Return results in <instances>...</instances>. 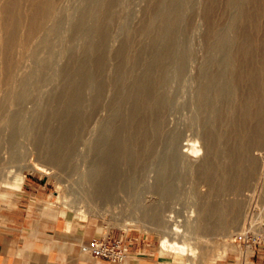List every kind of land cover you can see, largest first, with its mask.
I'll return each mask as SVG.
<instances>
[{"label":"rangeland","instance_id":"1","mask_svg":"<svg viewBox=\"0 0 264 264\" xmlns=\"http://www.w3.org/2000/svg\"><path fill=\"white\" fill-rule=\"evenodd\" d=\"M107 1H109L111 4L107 3ZM217 1L218 0H214V1L212 0V3H211V0H157V2L156 0L155 1L154 0L153 1L152 0H66L65 3L68 5L64 6L66 5L64 3L63 8H65V10L62 8V11H61L62 13L60 12L61 15L58 16V18L60 17L59 18L60 21L63 22L65 20L64 21L65 23L63 22L64 23L63 27H62V24H63L62 22L60 23L61 26L59 25V28H60L59 31L61 32L56 30L58 32L57 34L55 31L51 37L50 35L48 37L49 39L53 37L55 41L57 40L55 42L53 39H50V40L48 39V41H50L49 46H51L49 49V52H52L50 53L51 55L49 54L48 55L51 56L49 58H51L52 60H49L48 55L45 56L46 54L44 55L41 52V50L43 49L44 50V51L42 50L43 52L48 53L47 51L48 49H44V47L45 48L48 47V41H47V43L40 45L42 47L40 51L38 50L41 47L40 48L38 47L39 48L38 50L36 49V51L38 52L36 53L35 51L34 53L36 57L34 55L30 56V54H26L23 56V60L21 59L20 63L24 62L22 63L24 65L25 62L26 63L28 62L29 64L28 63L25 64L26 65L25 67L23 65L18 66V72L21 71L22 74L23 73L25 74L28 72L33 73L31 74L32 76L29 75L30 79L32 78V82L34 81L37 83V81L39 80L41 84L38 81L39 82L38 84L40 85L34 86L32 82L30 83L31 80L27 76L29 73L27 75L23 74V77H22L21 73L19 72L18 76L20 77H18V79L22 77V79L26 81L25 79L28 78L26 82L28 86L25 88H28V90H26V96L28 95L29 97L26 98L25 96V99L22 98L23 101L20 100V104L19 103L18 104L21 107L19 106V109L16 108L18 107V104H15L14 102L12 103V100H10V98L3 97V100H2V101L5 100L3 104L7 108L5 110L4 109L5 106L3 105V109H4V110L2 109L3 113H5V111L8 113L9 112L15 113L13 112V110L16 111L17 115L15 113V116H17L16 119H18V121L15 119L16 120L14 124L16 126L15 127L13 125L14 122L11 123L13 125L12 126L10 123L4 122L3 121L4 119H0V122L1 120L3 121V124L0 123V160L3 163V164H0L1 166L0 168H2V166L4 167L0 170V175L4 178V180L8 179V181L3 180L0 183V225L5 223L9 216L13 215L14 208L18 206H22L25 201H28L26 198H24V194L31 193L33 194V198H36L37 204L42 205L43 207L44 206L54 207V208L59 209L60 211H65L66 213H62V212L61 213L67 216L68 218L73 219L77 223L82 222V223L89 224L90 226H92L93 228L97 230L98 235H106V234H111L115 232L119 234L121 232H125L130 229H133V230L136 229V230H143L147 232L148 234H152V238L161 243L162 233L165 228L162 227L161 225H158V223L153 221V219H149L148 216H143L144 210L149 209L150 208L149 205L151 203L152 205H150L151 208L149 209V211L151 209H154L155 211L157 210L156 212L159 213L162 224L168 223V225H170L171 222L177 221V222H180V224H186L191 227L195 225L193 227L196 229V224L198 223V217H199L198 209L202 206L204 202L209 201L208 196L210 195L209 197L210 201H213V202L218 201V203H220L221 206L227 205L228 202L231 200H237L240 198L239 199L240 207L238 210L239 214L237 216V219L234 221V224H232L233 222H231L230 219H228L229 217H227V215H225L227 220L224 218L225 217L224 215H223L224 217L223 216L211 217L210 218L211 223L214 222L213 220L217 219L214 223L216 224V222H218V224L216 225L219 229L223 227H227V228H223L222 230L220 229V232H219V229L217 228L218 231L216 230V232H211V233L203 235V234H199L197 230H194V229L192 230L193 227L192 228L188 227L190 230L187 232V239L189 241H192L194 244L198 246L197 249L199 251L198 252L199 256H198V259L196 260V264H210L217 258L222 257L223 256L222 254H224L225 252L218 254L217 253L218 251H216V249H219L224 246L226 247L225 251H227L229 246L233 244L234 242L236 241L244 242L243 239L239 238L240 236L245 235L244 232L248 234V237L254 236V237H258L257 240L259 239L264 240V188H263L264 187V148H263L264 144L262 141H260L261 143L259 142L257 144L252 143L250 144V146L253 148H250V146L248 148V154L251 155V157L249 156V158L250 159L252 158L251 160H255V161L257 159L259 160L261 159L260 160L261 163L259 164V162H257L258 170L250 169V171L248 172V174L251 171L253 172V175H252L253 178L249 177L252 174V172L250 175H247L250 180H247L248 184L246 183V185H242L241 189L243 191L241 189H238L237 187L236 188L232 187V191H229L231 190V187H228L229 189L225 187V190H223L224 188L221 190L216 189V192L214 189L212 193V187L210 185L211 183L210 184L207 183L208 174H206V177L204 179L203 178L201 179V176L203 175L202 177H204L205 173L207 172L206 171L203 172V170H205L204 164L202 165L203 167L202 168L200 167L201 166L200 162L201 164L202 162L206 164V162H209V159H210L211 164H214L212 160L216 159L215 161L217 162L214 161L216 164L215 168L217 166L216 171L214 169V171L211 172V176H213L212 174L214 172L217 173V174L214 173L215 176L213 177L214 179L217 178L215 180L216 182L218 180V177L221 178L220 176L222 175L220 172V169L218 168H220V166L224 162H225L224 164H228V162L234 163L238 159L237 158L238 156L235 158L229 155L227 151H230V149L228 150L227 146L229 147L234 146L235 143L237 144V141H238L236 140L237 139L236 137L230 136V133L233 130V126H232L233 120L240 119L242 115V109H240L238 113L236 111L238 115L237 116L238 119L234 118L235 115L233 116V113L236 114L235 113L236 107L238 109L241 108V104L237 106L240 102L238 104L235 102H238L239 98L240 99L243 98L244 91H242L243 86L241 84L235 82L233 79H230L228 77V74H230L231 77H233L234 75L233 73H235V71L234 72L231 71L233 70L231 68L232 65L228 62V60H231L230 58L233 57L232 55L236 53L238 50V49L236 50V48L239 47V44H240L239 36H241L242 34V32L240 33L238 31H243L242 28L249 27L248 18H249V15L251 16V14H248V18H246L248 11L251 9L249 13L254 12L253 8H251L252 7L251 3L253 0L252 1L251 0H244V1L239 0L240 2L242 1L241 5L243 6L241 5L238 6L240 2L236 0L237 2L235 3H237V5L235 3L232 4V6L235 7L234 10L235 9L237 10V12L235 10L236 14L237 13L239 14L238 10H242L245 7L247 8V9L244 8L246 10L245 11L246 15L244 14L245 17L239 18V16L236 15L234 11L232 10L233 9L232 6L230 5L228 6L230 9L226 7L225 16L227 17L224 19V22H223V25L226 24V26L223 27V25H219V28L217 27L218 31H220L221 29L220 32L222 33V29H223L225 33L224 31L222 34L217 32V34L220 37L218 38V35L216 34L215 37L217 39L213 36V38H211L212 42H210L211 40L209 41V39L206 38L207 36H205L206 35L205 28L207 27V24H205L206 20H205L203 11H205L207 6L209 7L213 4H216L212 6L213 8H215V10L217 6H218L217 10L221 9V7L223 8L224 0L218 1L220 3L223 1V3L221 4H219ZM106 4L107 5L109 4L108 6H112L111 7L112 10L108 9V7H106L107 6ZM245 4L247 6L249 5L250 9H248V7ZM101 8H103V10ZM170 9H171L170 14L175 20L173 18L172 19L170 18L171 17L170 14L167 17L165 13L166 11ZM106 10L107 11L110 10V11L107 12ZM175 10H176V16L178 15L177 10L179 11V15L182 16L181 20L179 19L180 18L179 16H177V18H175L176 16L174 17ZM90 12H92L91 15H90ZM172 12H174V14ZM101 13H103L104 15L103 19H101L103 17ZM233 14H235L236 16ZM233 16L238 17L239 19L237 18L238 20L237 19L235 20L233 19L234 18ZM99 17H101L100 18L101 20L99 19ZM242 18H246V19H243L242 21ZM104 19L106 21H104ZM176 19H178L179 22ZM164 23L166 27L164 26ZM228 25L229 26L231 25L230 28ZM236 25H237V28H236ZM238 25H240V27L242 26L243 27L240 29ZM79 26L81 27L83 26L82 27L83 29L82 28L80 29ZM72 27L78 28L79 31L75 28L76 30L75 31L76 33H75L74 28ZM228 28L229 30L226 31L225 29H228ZM234 30L236 31V33L238 32L240 35L236 34ZM228 33H229V36L227 37ZM230 35H234L232 36L233 40H232V37H230ZM235 36L238 38H236ZM223 38L225 40H223ZM213 39H215L216 41L214 40L215 41L214 42ZM220 39L223 40L225 43L221 41V46L216 47L215 45L218 44L217 40H220ZM230 39L233 41L234 44L232 43ZM51 40L54 43H52ZM206 42L210 44L212 43V45L214 46L212 47L210 46V44L208 46V43L206 44ZM51 44L53 46L54 44L56 45V47L54 46L55 49L54 47H52ZM44 45H46L47 47ZM231 45L235 47L232 48ZM224 46L230 48V50L229 48L228 49L226 47L224 48L225 50L226 49L229 50V51H225L226 53L229 52V54L228 53L226 54L225 52L219 53L223 50V48L221 50V47H224ZM209 47H212L211 48L212 51L210 50ZM207 48L210 50V52L207 51L208 50ZM168 49L171 50V53ZM39 52L43 56L39 55L40 57L38 60L37 54H40ZM211 52H214L213 56L215 55V53H217L216 54V58H218L217 60L215 57L212 60ZM128 54L130 56L129 58H128ZM130 54H133V56L135 55V57L131 58L132 55ZM52 55L54 56V59L52 58L53 57ZM118 55L119 56L121 55L122 57L121 56L118 57ZM27 57H29V59L25 60L24 58H27ZM32 57L33 59H35L34 61ZM121 58L124 60H122ZM210 59L212 60V62L215 60L216 61L211 63ZM42 60H44L45 62L47 61V62L44 63L42 62ZM223 60H225L227 64ZM30 61H31V64L35 63V65H30ZM208 61L210 62V64H214V65H210ZM219 62L220 63L224 62L225 64L221 65ZM36 63L39 65L41 64L42 68H40L41 66L37 68ZM43 63L44 64L48 63V64L43 66ZM101 64L103 65L101 66ZM29 65L31 68H33L34 66L36 67V71H34L36 72V74L38 73L39 70H40L39 71L40 74L41 73L42 74L41 75L37 74L38 76L37 75L35 76L34 75L35 73L32 72V69L29 67ZM216 65H219V66H216ZM20 66H22L23 70L26 69V71L28 72L26 71L23 72ZM35 67L33 68V70H35ZM28 68L31 70L29 71ZM228 69L230 73L227 72ZM83 70L87 72L85 73ZM221 70L224 71V74L223 72H221ZM212 72L213 73L217 72V74L218 73L219 74L215 77V74H213ZM211 74L214 75L213 77L215 78L219 77L220 79L221 77L222 78L220 79L221 82L218 83L219 79L215 80L213 77L212 79L210 77L212 76ZM159 75H162L163 78ZM24 76H26V78H24ZM39 76L41 77L40 79H39ZM156 76H159V77L156 78ZM33 77H35V79H33ZM37 77H38V80H37ZM43 77L45 78L44 83H43L44 79L42 81ZM116 79H121L119 81H124V82L121 83L118 80L116 81ZM28 82L30 83V85L32 84L33 86L32 85H31L32 87L29 86ZM208 82L210 84H208ZM220 83L221 84L225 83L224 84L225 86L223 84L221 85ZM145 84L146 85L148 84L147 85L148 87ZM202 84L208 85L210 88V92H209L210 95L208 94V98L210 100L206 101L207 105L206 103L204 104L205 101H203L202 103L201 102L202 99L199 97L200 96L199 92L203 86ZM239 85H241V87ZM219 86L221 87L223 86L222 87L223 90H224V87L227 88L228 90H225L227 94L223 95L225 92L222 90L223 91L222 95L221 93L219 95L218 90L221 88V87L219 88ZM230 86H233L232 90L234 88L235 91L239 90L240 92L237 91L238 93H235V92L229 93V91H231ZM142 87L143 88L145 87L144 89L146 91L143 90ZM68 89L71 91H68ZM74 90H75V93L77 91L76 95L74 93ZM157 90H159V92L161 93L158 94ZM29 91L31 92V94H29L30 93ZM140 91L142 94H144L143 92H145L144 95L146 96V99H147V96L148 97L151 96L149 98L151 100V98L154 96L151 100L154 103L151 102L150 100L149 102L148 99L147 100L144 99L145 96L142 95ZM149 91H152L153 93L151 94L149 93ZM68 93L69 95H71L72 93L71 97L73 96V94L74 96L71 98L68 95ZM232 93L236 94L237 98L235 95L233 96ZM141 95L144 98L140 99ZM163 96L164 98L161 99ZM68 97L71 98L72 100H70ZM215 97L217 99H215ZM6 99H9V100H6ZM142 99L145 100L144 102L147 103L148 106L144 104V102L142 103ZM6 101H11V105H13L18 110H16L11 105H7L8 102ZM213 101L215 104L210 103ZM240 101H242V99ZM158 102L161 107L158 105ZM148 103L151 106L155 104L154 108H152L153 106L151 107ZM8 104H10V102ZM202 104L206 105L207 107L203 106ZM208 104L210 105V107L208 106ZM211 105L212 106L216 105L214 106L216 107V109L211 110L213 112L209 110L210 108H213ZM149 106L150 108H152L151 110L149 109ZM10 107L11 109L12 107L14 109L12 111H9ZM228 107H230L231 110H228L230 109ZM155 108L157 109L155 110ZM225 108H228L227 109L228 111L225 110ZM221 109H224V112L223 111L221 112ZM19 110H20V114H19ZM216 110L218 111L219 114H216V117H214L215 112L217 113ZM209 111L212 114H210ZM225 112L226 113L228 112L227 115H225L226 114ZM8 113H5V114H8ZM221 113H224L222 115H225V117L227 116L229 118H226L227 119L226 120L224 116L221 115ZM239 114H240V117H239ZM3 116L4 115L1 116V111H0V118L1 117L3 118ZM219 117L220 118L222 117L221 119L222 120L224 119L227 122L222 121ZM213 118H216V120H214ZM139 120L145 123H142L140 121L142 123L141 124ZM151 120L154 121L153 123H157L160 130L157 129L158 127H156V124H153ZM160 120H162V123ZM219 120L222 122H220ZM229 120H231L230 123H228ZM4 124L5 126L7 124L9 125H7L8 127H5ZM2 125H3V128H1ZM138 125H140L141 127H139ZM151 125H155V128L154 126H151ZM10 127L11 128L14 127L13 131L12 129H10ZM147 129L150 131V133L152 132L151 130H154V132L156 133H158L157 131H161L160 132L161 134L158 133V135L160 134L159 135L160 137L156 134L154 135L153 132H152L153 135L151 133L152 135L151 137L158 136L155 138L157 141L154 138L152 139L153 141L150 139L151 138L150 133L147 132L148 131ZM141 130H143L144 132L147 130L146 132L148 134L145 133L146 134L145 135L143 131ZM113 131L115 134L112 133ZM115 131L119 134V137ZM138 131H140L142 134L139 133ZM227 131H229V135H227L228 134ZM65 132H68L71 135L66 134ZM218 132L219 133L222 132L221 133L222 135L226 133L227 137L226 135L224 136L226 137V139L229 137L228 140L224 141L223 140L225 139L224 136H222L224 137L223 139L222 137L219 138L220 134L217 135ZM61 133H64L63 135L64 136L66 135V138ZM74 133L76 134L78 133L79 135L78 134L76 135ZM54 134L55 135L57 134L56 136L57 141L55 139ZM143 134L147 138L143 136ZM47 135L48 137L49 136L52 137V138L49 137L51 138L49 139L50 141H48ZM60 135L63 136V138L61 137L60 139ZM98 135L100 136L102 140L98 138L99 137ZM116 135L118 138L115 137ZM136 135L143 141L136 138L135 137ZM214 135L217 137H215ZM37 136L38 137L42 136V137L37 138ZM69 136H71V138ZM107 136H109L108 139L111 138L112 144L110 143V141L106 140ZM77 137L79 139H77ZM95 137H97L98 139ZM120 137L122 138V140ZM161 137L163 138L160 140L159 138ZM191 137H192V140L193 139L198 140L199 138L198 144L200 148L201 146L203 147L205 144L204 139H206L207 141L213 140L212 142H208L206 144H209V146L210 145L212 146L213 144L212 147H215V148H213L214 150H210V151H213L214 154L210 152L209 155L210 154L214 156L216 155V158H214L213 156L212 158L211 155L209 156L208 155L209 151L207 152L206 150L203 149V148L207 149L206 147L208 145L204 146L200 152L195 151L196 154L194 153L192 154V151L189 150V147L187 149V152L190 151L189 152L190 154L187 152H184V150H186L187 143L190 141ZM209 137L213 139H209ZM67 138L70 140H73L71 145L69 144V142L71 141L68 140ZM103 138H105V140H103ZM214 138H217L216 139L217 141L218 140L223 141L220 143L223 146L224 145L225 146L227 145V146L223 147L220 143H217V141H214L215 140ZM230 138H232L231 141H229ZM53 139L54 141L58 143L57 146L55 145L57 143L54 142ZM118 139L120 142L118 141ZM97 140H100V142ZM146 141L148 143H146ZM228 141L230 142V144L232 141L233 142L230 145ZM1 142H3L2 145H1ZM60 142H64L63 145H65V142H66L65 148H63V145ZM117 142L118 144H120V151L124 147V152L125 151L127 152L126 148H128V152H129V155L128 153H126L128 155L127 156L126 154H123L124 152L122 150L121 154H120V151L118 153L119 157L118 155L117 156L115 155L116 158L115 156H113V159H112V156H108L107 158L109 162L111 159H112L111 161L112 163L118 162L117 164L115 163L113 164L115 165V169H116L115 174H114L115 185H116L114 186L115 187L114 191L116 190L115 191L116 194L115 192L114 194L117 195V197L119 198V201H118L119 208L113 207L112 204L103 205L104 203L101 202L100 200L97 204L99 206H97L95 204L97 203L96 201L94 200H91L93 202L90 201L88 191H86L90 189L89 187L90 184H88L90 183L88 176H90L91 174H88V173H92L93 169L98 167V165H101L104 158L106 157L105 153L109 151L112 152L111 149L113 150V146H112L113 143H115L114 146L117 148ZM149 142L152 143L151 144V146L153 145L152 147L150 146ZM155 142H157L156 143L157 145L154 146ZM215 142L217 146H214ZM46 143L48 144V146L51 147V148L50 147L47 148L51 151V153L52 151H59V149L62 150L59 152L64 151L63 153L66 154L64 157V161L67 162L69 160V163L67 162V163H64L63 165L60 164L58 165V168L57 166L56 167L54 166L55 164H59V163L51 162L52 164L51 163L48 164L49 161L48 162L46 161L47 159L46 157L51 155V153L50 154L49 152L47 153L48 151L47 149L44 150L46 147H48ZM53 143L55 144L52 146ZM96 143H97V146H95ZM99 143H101L100 145L101 147L103 146L104 148H108V150L102 148L103 150L101 149V152H99L97 150V147L98 149L101 148L100 146H98ZM109 144H111V146H108ZM261 144L263 146L260 148ZM38 145L39 146L43 145V148L40 147L42 150L39 148ZM72 146H75V148L74 147L72 148ZM144 146H145V149L142 150L141 148H144ZM149 146L151 147V149H149ZM218 146H222L223 148H226V149H223L222 147H218ZM115 147H114V151L119 149V148L116 149ZM155 147L157 148L156 150L153 149ZM137 148L142 150L141 154H144V151H145L146 156L145 155H142V156L143 157L145 156L146 158H148L146 159L144 157V160L147 161V162L145 161L146 164H144L145 162L142 156H140V153L136 152V150L140 151ZM93 149H94V153H93ZM71 150H74L76 153L74 151H72L71 153ZM104 150L105 151L107 150V152L102 153V151ZM151 150L153 152H156V154L152 153V155H149L152 152ZM68 151L72 154L71 156H69L70 154L68 153ZM96 151L99 152L101 155L97 154ZM114 151L113 153L118 152V150L117 152H114ZM132 151L136 152L137 155H135V153H133ZM147 151L148 152L150 151V153H147ZM205 151L207 153V156L204 157V155L206 154ZM41 152H43V154ZM224 152H227V153L224 154ZM90 153L93 155H91ZM182 153H185L188 155L183 156ZM222 153L223 155H221ZM15 154L17 157L15 156ZM122 154L126 156H122ZM132 154L134 155V157ZM176 154L177 156H175ZM227 154L231 156L230 160L227 158L228 157ZM94 155L96 158L94 157ZM102 155H104L105 157H103ZM91 156L94 157V161H97L100 158H103V159H101L100 160L101 163L98 164V162L100 161L98 160V162L94 163V161H92L93 158ZM172 156H175V160L177 158L179 159V161L177 160L174 161V162H177L176 164L175 163L173 164V162H171L172 160L169 163L167 162V160L172 159V158L174 160V157ZM221 156L222 158H225L226 161L225 159L223 160L222 158H220ZM125 157H128L129 159L127 160ZM136 157H138V159H142L144 163L140 160H139V163H137L138 159H136ZM201 157L205 159L209 157V159H206V162H205V160H202ZM164 158L167 160H165ZM198 158H200L202 161ZM107 159L104 162H108ZM123 159H125L126 161ZM73 160L74 162H72ZM131 160H137V161H133V162H136L133 164ZM161 160H163L162 161L163 163L161 162ZM195 160H196V163L198 161L200 166L196 163H194L193 165L192 161H195ZM221 160H222V163L220 164L219 162V165H220L219 166L217 163L218 161H221ZM119 161L122 164L119 165ZM34 162H38L43 165L45 164L46 166L53 165L54 168L52 167L50 169L51 172H48V173L45 170L41 171L40 169H36V170L29 169L27 171L28 163H34ZM140 162L141 164L143 163L144 166H140L141 165ZM166 162L168 163L169 166H167ZM75 163L76 164L78 163L77 166H75ZM164 163L166 164V167H163L164 165L162 166V164ZM257 163L254 165L253 168H257ZM67 164L68 166H65ZM87 164H89V167H90V164H92L89 170L87 169L88 171L86 170V168L88 167ZM129 164H131L133 169H131L132 167H130ZM70 165H72L73 167ZM171 165H174V166H171ZM61 166L63 168L62 170H61ZM93 166L95 167L93 168ZM138 166L140 167V169L138 168ZM67 167H69V169H74V167H76V169H74V172L76 173V175L73 172V170H72L73 172L72 173L71 170L66 169ZM168 167H170L169 170L171 172L168 169H166ZM56 168L57 170H55ZM78 168L80 169L82 168L81 169L82 171ZM136 168H138V170ZM4 169L6 170V172ZM23 169H25L26 172H24ZM134 169H136L137 172L136 170L133 172ZM20 170L21 171L23 170L22 172L25 173V180L20 185L13 184L12 182L14 180L12 178H14L15 177L14 175L18 173L17 171L21 172ZM173 170L174 172L172 173ZM201 170H202V173L204 174L200 173ZM62 171L64 172L68 171L66 172L67 175L66 173ZM78 171H81V172H78ZM86 171L88 172L87 174H86ZM131 171L138 175L131 173ZM218 171H219L220 176L218 175ZM254 171H256L257 173L255 174ZM57 172H62V173H57ZM70 172H71V175H70ZM117 172H119L118 173L119 175L118 174L116 175ZM158 173L160 174L164 173L165 175L164 178L166 179V181L163 180V177H162L163 174L158 175L159 177H162L160 180V178L156 175ZM254 174H255V177H254ZM8 176L11 177V179H9ZM62 176L63 177L66 176L65 179H63ZM67 176L69 177V180ZM85 176L87 178H85ZM122 177L125 178L124 181L125 180L127 181L123 182ZM128 177H131V178H128ZM136 177H137V180H135ZM78 178L79 179L81 178V181H83L85 178L86 181L84 180L82 184L83 185L86 184L84 185V188L86 189L82 188L83 185L80 184L79 182H78L79 185L76 183L77 182L76 179ZM72 179L73 180L75 179L74 180L75 183ZM128 180H131V181H128ZM168 180L170 183L167 182ZM117 181L119 182V185H117L118 184ZM68 182L74 184V186L76 184L77 185L75 187H72L73 185L69 184ZM127 182L129 185L127 184ZM129 182L131 183V186L133 189L131 188ZM135 182H136V185L134 187L133 184H135ZM157 182L158 183L160 182L159 185ZM122 183H124V185H121ZM165 183L167 187L165 186ZM153 184H156L155 185L156 187H160V188L162 187V189L160 190L167 191L168 188L169 189L172 188V190H169L168 195L164 191H161L165 193V194L164 193L162 194L159 191V189L156 188ZM160 184H162V186H160ZM206 184L210 185L209 188L207 187ZM118 186L119 187L123 186V187L119 188ZM164 186L166 187V189H163L165 188ZM168 186L170 187L172 186V187L170 188ZM127 188L132 189V191L131 190L128 191ZM153 188L154 189L156 188L155 189L156 191H154ZM233 188H235L234 191H233ZM222 190L226 194L224 193L223 195ZM207 191H211V192L209 193ZM218 191L220 193L222 192L221 193L222 195H220ZM241 191L243 192L242 194H241ZM206 192L207 194L208 193L209 194L207 195ZM72 193L75 194V196H73ZM69 194L71 195V198L73 196L72 199L74 202L71 200ZM82 194L86 196V199L84 198V196H83L84 199H82ZM211 194H213L214 196ZM223 196L225 197L224 200H223L224 198ZM64 198H68V199H64ZM228 198H231V200H228ZM76 199L79 201H81L82 199V201L84 200L85 203L83 201V203L81 202L82 203L81 204L79 201H75ZM131 199L133 202L130 201ZM226 199L228 201H226L227 203L226 202L224 203L223 201H225ZM65 200H67V202H65ZM240 200L241 201L243 200V202H241ZM70 201L73 203H71ZM129 201L132 204L131 210H128ZM147 201L148 202L151 201V202L148 203ZM76 202L80 204L78 205ZM70 203L73 205H71ZM83 204L84 205L88 204L87 206L91 205L89 206L90 207L88 210L89 213H87V206L86 205L84 206ZM142 204L144 205L147 204V206L145 205L147 208H145V206H143ZM153 204L155 205L158 204L156 209H155L156 206H154ZM82 205L84 206V208ZM109 205L112 207H110ZM141 205L143 207H141ZM241 208L243 211L241 210ZM85 209L86 211H84ZM161 209L164 214L162 213ZM141 210L143 211V214ZM85 212L87 214H85ZM130 212L133 213V215H137L141 219V221L139 222L140 224L139 223L129 224L128 226H125L124 224H120L121 223L120 221H122V218L125 217L124 215H129ZM169 213H171L173 217ZM246 213L248 215L250 214V216H248ZM222 217L225 220L223 219L221 220ZM240 218H241V222H240ZM253 218L255 219L254 221H253ZM115 220H117V222ZM236 221H238L239 223L236 224L235 223ZM243 221H247L245 222V225L247 227L237 226ZM144 223H147L149 225L144 224ZM143 224L145 226L147 225L146 227L149 226L150 229H147ZM152 224L154 226L155 224L157 225L154 227ZM222 224H224L223 227L221 226ZM181 227H184V226L181 225ZM228 227L230 229H228ZM156 229L159 231H157ZM205 250L206 251L209 250L212 255L214 253V256H212L210 253H207L206 256L208 254L211 256L210 257L208 256L207 258L206 256L204 257L203 253ZM164 251L167 252L169 255L174 256L176 259H178V264H186L188 261V256L185 254H181L179 252H173L167 249H164Z\"/></svg>","mask_w":264,"mask_h":264},{"label":"bare ground","instance_id":"2","mask_svg":"<svg viewBox=\"0 0 264 264\" xmlns=\"http://www.w3.org/2000/svg\"><path fill=\"white\" fill-rule=\"evenodd\" d=\"M153 1V0H152ZM155 1V0H154ZM214 1V0H213ZM219 1V0H218ZM217 1V2H218ZM221 1V0H220ZM239 1V0H238ZM244 1V0H243ZM252 1V0H251ZM66 2V0H0V111H1V116L2 115H4L3 116V118L1 117L0 119H4L3 121L4 122H6V123H13V125L15 124V121L17 120L18 121V119H16L17 118V116H15V113H16V111H14L13 109L15 108L13 105H11V101H6V102H10V104H8L7 103V105H11V106H13L12 107V109H11V107H10V109H9V111H12L13 110V112H15V113H8V112H6L5 111V113H8V114H5V113H3V110L5 109H7L6 108V106L3 104L4 103V101H2L3 100V97L5 98V97H8V98H10V100H12V103L14 102L15 104H20V100H22V98H24L25 99V96H26V90H28V88H25V87H27L28 85L26 84V82H27V79L28 78H26V76H24V78H26L25 80L26 81H24L23 79H22V77H23V74H22V72L21 71H19L20 73H21V78H19L18 79V77H20V76H18V74H19V72H18V66L19 65H23L22 63H24V62H22V63H20L21 62V59L23 60V56L24 55H26V54H30V56H32V55H34V53H35V51H36V49L38 50L41 46V44H45V43H47V41H48V37H49V35H50V37L52 36V34L56 31V30H60V28H59V25L61 26V22L62 21H60L59 20V18H58V16L59 15H61L60 14V12L62 11V8L64 7V6H67L68 4H66L65 3ZM156 2H157V0H156ZM235 2H237L236 0H224V5H223V8L221 7V9H218L217 10V8H218V6L216 7V10H215V8H213L212 6L213 5H216V4H213V5H211V6H207V8L205 9V11H203L202 13L204 14V17H205V24H207V29L205 28V30H206V32H205V36H207L206 38L207 39H209V41L210 42H212V39L211 38H213V36L215 37L216 36V34H217V32H219V33H221L220 31H221V29H220V31H218V28H219V25H223V22H224V19L227 17V16H225L226 15V7H228L229 5L230 6H232V4H234ZM240 2V1H239ZM242 2V1H241ZM241 2H240V4L238 5V6H240L241 5ZM64 3L66 4V5H64ZM68 3V2H67ZM107 3H110L109 1H107ZM211 3H212V0H211ZM211 3H209V4H211ZM214 3V2H213ZM216 3V2H215ZM219 4H221V3H223V1L220 3V2H218ZM251 3V2H250ZM249 3V4H250ZM105 4V3H104ZM111 4V3H110ZM236 5H237V3H235ZM64 5V6H63ZM107 5V4H106ZM105 5V6H106ZM109 5V4H108ZM106 6V7H108V9H110V10H112V6ZM208 5V4H207ZM235 5V6H236ZM246 5V4H245ZM244 5V6H245ZM251 5H252V7L251 8H253V13H249V11H251V9L249 8V5L247 6L248 7V9H250L249 11H248V13H247V16H246V18H248V14H251V16L249 15V27L247 28V27H244V28H242V27H240V25H238V27H240V29L242 28V30L243 31H238V32H242V34H241V36H239L240 38V44H239V47L238 48H236V50H237V52L236 53H234L232 56V58H230L231 60H228V58H227V60H228V62L232 65V69L233 70H231L232 72H234L235 71V73H233L234 75H233V77H231V75L230 74H228V77L230 78V79H233L235 82H237V83H239V84H241L242 86H243V89H242V91H244V94H243V98H241L242 99V101H240L241 99L239 98L238 99V102H235V103H239L238 105L237 104H235V105H237V106H239L240 104H241V108H235L236 110H235V113H236V111H237V113L239 112V110L240 109H242V115H241V117H240V114H239V117H240V119H238L237 118V113L236 114H234L233 112V116H234V118H237L238 120H233V122H232V126H233V130L231 131V133H230V136H233V137H236L235 139L236 140H238L237 141V144L235 143V145L234 146H227V149L229 150L230 149V151H227L228 153H229V155H231V156H233V157H237L238 159L234 162V163H231V162H228V164H222L221 166L219 165V162H220V164L222 163V160L221 161H218V165L220 166V168H218V169H220V172H221V176H220V174H219V171H218V175L221 177V178H219L218 177V180H220V181H218V183H217V181L215 182V180L217 179H214L213 177L215 176L214 175V173H216V172H214L212 175L213 176H211V172L212 171H214V169H215V171H216V168H217V166H216V168H215V162H217V161H215L214 159L212 160L213 161V163L214 164H211V161H210V159H209V157L208 158H206V159H209V162H206V159L205 158H203V157H201L202 158V160H205V162H206V164L205 163H203L202 162V164H201V162H200V165H199V163H198V161H197V163H196V160L195 161H192L193 162V165H194V163H196V164H198L200 167H202V165L204 164V168H205V170H203V172L204 171H206L207 173H205V176L204 177H202L201 176V179L203 178H205L206 177V174H208V176H207V183L208 184H210L211 185V187H212V193H213V191H214V189H215V192H216V189H223V190H225V187H231V190H229V191H232V187H237L238 189H241V187H242V185H246V183H247V180H250L249 178H248V176L247 175H250L251 174V172L248 174V172L250 171V169L252 170H255V169H257L258 170V163L257 162H259V164L261 163V159L259 160V159H257V160H259V161H255V160H251L250 158H249V156L251 157V155H249L248 154V148H249V146H250V144H257V143H259L260 141H262L263 142V144H264V19H263V17H264V0H253L252 1V3H251ZM219 6H221V5H219ZM241 6H243V5H241ZM110 7V8H109ZM205 7H206V5H205ZM233 7V6H232ZM234 8L235 7H233V11H234V13L236 14V12H237V10H236V12H235V10H234ZM237 8V7H236ZM243 8V7H242ZM245 8V7H244ZM242 9V10H238L239 11V14L237 13L236 15H238L239 16V18H241V17H245L244 16V14H245V9H247V8H245V9ZM64 10H65V8H63ZM102 10H103V8H101ZM228 9H230L229 7H228ZM238 9V8H237ZM240 9H241V7H240ZM109 10V11H110ZM174 10V9H173ZM107 11V10H106ZM105 11V12H106ZM109 11H107V12H109ZM168 11H169V13H168ZM168 11H166L165 13H166V15H167V17H168V15L171 13L170 11H171V9L170 10H168ZM231 11V10H230ZM97 12V11H96ZM175 12V15H174V17L176 16V10L174 11ZM174 12H172L173 14H174ZM177 12H178V15L177 16H179L178 18L181 20V17L182 16H180L179 15V11L177 10ZM216 12V13H215ZM232 12V11H231ZM62 13V12H61ZM168 13V14H167ZM92 14V12H90V15ZM102 15H103V13H101ZM172 14V15H173ZM235 14H233V15H235ZM95 15V14H94ZM235 15V16H236ZM246 15V14H245ZM170 16H171V14H170ZM169 16V17H170ZM177 16L175 17V18H177ZM231 16H232V14H231ZM102 17V16H101ZM101 17H99V19L101 18ZM203 17V18H204ZM234 17V16H233ZM104 18V15H103V17L101 18V19H103ZM171 19L173 18L172 16L170 17ZM170 18H168V19H170ZM238 17H234L233 19H237ZM238 18V19H239ZM246 18H242V21H243V19H246ZM100 19V20H101ZM174 19V18H173ZM237 19V20H238ZM112 20H114V19H112ZM175 20V19H174ZM177 21H178V19H176ZM227 20V19H226ZM241 20V19H240ZM65 21V20H64ZM63 21V22H64ZM104 21H106L105 19H104ZM170 21V20H169ZM168 21V22H169ZM62 22V23H63ZM82 22V21H81ZM102 22V21H101ZM172 22V21H171ZM179 22V21H178ZM231 22V21H230ZM237 22H239V21H237ZM246 22H247V20H246ZM65 23V22H64ZM64 23L62 24V27H63V25H64ZM176 23V22H175ZM232 23V22H231ZM231 23H229V24H231ZM236 23V22H235ZM79 24V23H78ZM99 24H100V22H99ZM102 24V23H101ZM172 24H174V23H172ZM179 24V23H178ZM233 24V23H232ZM169 25V24H168ZM167 25V26H168ZM235 25V24H234ZM74 26V25H73ZM76 26V25H75ZM164 26H165V23H164ZM176 26V25H175ZM174 26V27H175ZM226 26V24L225 25H223V27H225ZM229 26V25H228ZM231 26V25H230ZM230 26H229V28H230ZM233 26V25H232ZM245 26V25H244ZM78 27V26H77ZM80 27V29L83 27H81V26H79ZM166 27V26H165ZM218 27V28H217ZM222 27V26H221ZM220 27V28H221ZM72 28H74V27H72ZM76 28V27H75ZM75 28H74V32L76 31L75 30ZM169 28V27H168ZM171 28V27H170ZM229 28L228 29H225L226 31L227 30H229ZM233 28V27H232ZM236 28H237V25H236ZM77 30H78V28H76ZM83 29V28H82ZM234 29V28H233ZM239 29V30H240ZM232 30V29H231ZM236 30V29H235ZM234 30V31H235ZM79 31V30H78ZM223 29H222V33H223ZM237 31V30H236ZM236 31H235V33H236ZM59 32H61V31H59ZM236 33V34H239V33ZM58 32L56 31V34H57ZM76 33V32H75ZM221 33V34H222ZM224 33H225V31H224ZM131 34V33H130ZM59 35V34H58ZM218 35V34H217ZM240 35V34H239ZM229 36V33H228V35H227V37ZM232 36H234V35H230V37H232ZM220 36L218 35V38H219ZM236 37V36H235ZM234 37V38H235ZM216 38V37H215ZM236 38H238V37H236ZM50 39H53V37L52 38H50ZM49 39V40H50ZM217 39V38H216ZM222 39V38H221ZM217 40V45H215L216 47H220L221 46V41L222 42H224L223 40H225L224 38H223V40ZM228 39V38H227ZM54 40V39H53ZM215 39H213V41H214ZM231 40V39H230ZM232 40H233V37H232ZM231 40V41H232ZM52 41V40H51ZM55 41V40H54ZM57 41V40H56ZM55 41V42H56ZM207 41V40H206ZM216 41V40H215ZM214 41V42H215ZM219 41V42H218ZM237 41V40H236ZM50 41H48V47L46 46V45H44V46H46L47 48H45L44 47V49H48L47 51H48V53L46 52H43L44 50L42 49V47L38 50V51H40L41 49L43 50H41V52H42V54H46L45 56H47L48 54L49 55H51L50 53H52V52H49V49H50V47L51 46H49L50 45V43H49ZM227 42H228V40H227ZM238 42V41H237ZM52 43H54L53 41H52ZM208 42H206V44H207ZM225 43V42H224ZM232 43H233V41H232ZM209 44L210 43H208V46H209ZM214 44V43H213ZM231 44V43H230ZM234 44V43H233ZM52 45V44H51ZM56 45H57V43H56ZM56 45L54 44V46L56 47ZM228 45H229V43H228ZM238 45V44H237ZM236 45V46H237ZM53 45H52V47H54ZM208 46H206V47H208ZM210 46H214V45H212V43L210 44ZM39 47V48H38ZM55 47H54V49H55ZM212 47H209L210 48V50L212 51ZM226 46H224V47H221V50H222V48H223V50L221 51V52H219V53H222V52H225V51H229L230 50V48L229 47H226L227 49L229 48V50H225L224 48H225ZM231 47L232 48H234L235 46H232L231 45ZM57 49V48H56ZM167 49V48H166ZM165 49V50H166ZM208 49V48H207ZM215 49V48H214ZM213 49V50H214ZM169 50V49H168ZM210 50L208 49L207 51L208 52H210ZM217 50V49H216ZM233 50V49H232ZM123 51V50H122ZM125 51V50H124ZM167 51V50H166ZM170 51V53H171V50H169ZM220 51V50H219ZM129 52V51H128ZM215 52V51H214ZM214 52H211L212 54H211V57H212V60H213V58L215 57L216 58V54L217 53H215V55L213 56V53ZM218 52V51H217ZM32 53V54H31ZM36 53H38L37 51H36ZM40 53V52H39ZM169 53V52H168ZM168 53H166V54H168ZM226 53V52H225ZM228 54H229V52H227ZM226 53V54H227ZM41 53L40 54H37V56H38V60H39V55H41V56H43ZM54 54V53H53ZM125 54V53H124ZM48 55V59L49 60H52L51 58H49V57H51V56H49ZM126 55V54H125ZM130 55H132L131 56V58L132 57H135V55L133 56V54H130ZM231 55V54H230ZM35 56V55H34ZM33 56V57H34ZM53 56V55H52ZM55 56H56V54H55ZM121 56V55H120ZM119 55H118V57H120ZM124 56V55H123ZM26 57V56H25ZM33 57H32V59H33ZM36 57V56H35ZM122 57V56H121ZM130 56H129V54H128V58H129ZM226 57H228V56H226ZM44 58V57H43ZM53 59H54V56L52 57ZM127 58V59H128ZM130 58V59H131ZM25 60L26 59H29V57H27V58H24ZM30 59H31V57H30ZM48 59H47V61H48ZM122 59V58H121ZM126 59V60H127ZM209 59V58H208ZM218 58H216V60H217ZM222 59V58H221ZM35 59H33V61H34ZM36 60H37V58H36ZM45 60H46V58H45ZM122 60H124V59H122ZM133 60V59H132ZM212 60L210 59V62L211 63H213V62H215V61H213L212 62ZM29 61V60H28ZM46 61V62H47ZM222 61V60H221ZM224 62H225V60H223ZM231 61V62H230ZM42 62H44V63H46L44 60H42ZM50 62V61H49ZM210 62L208 61V63L210 64ZM224 62H219L221 65L222 64H225ZM28 63V62H27ZM26 62H25V64H27ZM43 63V66L44 65H47V64H44ZM23 65L24 67L26 66V65ZM29 64V63H28ZM82 64V63H81ZM216 64V63H215ZM218 64V63H217ZM219 64V65H220ZM227 64V63H226ZM30 65H35V63H33V64H31V61H30ZM30 65H29V67H30ZM36 67L37 68H39L40 66H41V64L39 65V64H37L36 63ZM103 64H101V66H102ZM210 65H214V64H210ZM219 65H216V66H219ZM84 66V65H83ZM100 66V65H99ZM224 66V65H223ZM230 66V65H229ZM21 68H22V66H20ZM33 67V66H32ZM35 67V66H34ZM33 67V68H34ZM36 67H35V70H33V68H31L32 69V72H34V71H36ZM80 67H81V65H80ZM226 67H228V66H226ZM225 67V68H226ZM20 68V69H21ZM27 68V67H26ZM40 68H42V66L40 67ZM79 68V67H78ZM85 68V67H84ZM102 68V67H101ZM230 68V69H231ZM29 69V68H28ZM27 69V70H28ZM31 69H29V71L31 70ZM43 69H44V67H43ZM42 69V70H43ZM23 72L24 71H26V69H24L23 70V68L21 69ZM78 70H80V69H78ZM86 70V69H85ZM38 71V70H37ZM40 71V70H39ZM38 71V75L40 74V72ZM84 71V70H83ZM218 71V70H217ZM220 71V70H219ZM225 71H227V70H225ZM26 72H28V71H26ZM43 72V71H42ZM85 72V71H84ZM87 72V71H86ZM85 72V73H86ZM123 72V71H122ZM215 72V71H214ZM221 72H223V74H224V71H222L221 70ZM221 72H220V74H221ZM228 73H230L229 72V69H228V71H227ZM29 73V72H28ZM28 73H25L24 75H27ZM35 74V76L37 75L36 74V72H34ZM124 73V72H123ZM213 73V72H212ZM226 73V72H225ZM31 74H33V73H29L27 76L29 77V75L30 76H32ZM42 74V73H41ZM40 74V75H41ZM213 74H215V77L219 74H217V72L216 73H213ZM33 75V76H34ZM37 75V76H38ZM212 75V74H211ZM226 75V74H225ZM224 75V76H225ZM230 75V76H229ZM43 76V75H42ZM67 76V75H66ZM159 76H161L162 77V75H159ZM159 76H156V78L157 77H159ZM214 75H212V76H210L211 78L213 77ZM222 76V75H221ZM227 76V75H226ZM160 77V78H161ZM215 77H213L215 80L216 79H219V77H217V78H215ZM41 77L39 76V79H40ZM159 78V79H160ZM163 78V77H162ZM212 78V79H213ZM29 79H30V77H29ZM33 79H35V77H33ZM43 79H44V81H43ZM220 79H222L221 77H220ZM219 79V80H220ZM31 81H30V83L32 82V78L30 79ZM37 80H38V77H37ZM119 81V80H121V79H116V81ZM165 80V79H164ZM211 80V79H210ZM218 80V83L219 82H221V80L219 81ZM29 81V80H28ZM36 81V80H35ZM39 81V80H38ZM37 81V83L36 82H32L33 83V85L35 86V85H40L41 84V82H40V84H38L39 82ZM42 81H43V83L45 82V78L43 77L42 78ZM119 82H124V81H119ZM118 82V83H119ZM155 82V81H154ZM29 83V82H28ZM30 83H29V86H31L30 85ZM35 83V84H34ZM116 83V82H115ZM156 83V82H155ZM117 84V83H116ZM208 84H210L209 82H208ZM221 84V83H220ZM223 85L225 84V83H222ZM221 84V85H222ZM26 85V86H25ZM32 85V86H33ZM146 85V84H145ZM148 85V84H147ZM146 85V86H147ZM156 85V84H155ZM203 85V84H202ZM241 85H239L240 87H241ZM31 86V87H32ZM225 86V85H224ZM148 87V86H147ZM221 86H219V88H220ZM223 87V86H222ZM222 87L218 90L219 92V95H220V93H221V95H222V93H223V91L225 92V90H228L227 88H225L224 87V90L222 89ZM226 87H227V85H226ZM231 88H230V90L231 91H229V93L230 92H235V93H238V92H240L239 90H236L235 91V89L233 88V90H232V87L233 86H230ZM30 88V87H29ZM143 88V87H142ZM145 88V87H144ZM143 88V90H145ZM199 88V87H198ZM70 89V88H69ZM68 89V91H71V90H69ZM73 89V88H72ZM238 89V88H237ZM30 90V89H29ZM33 90V89H32ZM140 90V89H139ZM142 90V89H141ZM142 90V91H143ZM151 90V89H150ZM223 90V91H222ZM31 91V90H30ZM29 91V92H30ZM67 91V92H68ZM73 91V90H72ZM146 91V90H145ZM158 91V92H157ZM156 92L158 93V94H160L161 92H159V90H157ZM238 91V92H237ZM153 92H154V90H153ZM152 91H149V93H153ZM209 92H210V88H209V86L208 85H203L202 86V88H201V90H200V98L202 99V103H203V101H205L204 102V104L206 103V105H207V100H210L209 98H208V94H209ZM74 93H75V90H74ZM139 93V92H138ZM140 93H141V91H140ZM144 94H145V92H143ZM148 93V94H149ZM28 94V93H27ZM29 94H31V92L29 93ZM77 94V91H76V93H75V95ZM142 94V93H141ZM144 94H142V95H144ZM225 94H227V92H225L223 95H225ZM233 94V96L235 95L236 96V94H234V93H232ZM231 94V95H232ZM68 95H69V93H68ZM71 95H72V93H71ZM71 95H69L70 97H71ZM142 95L140 96V99L141 98H144V97H142ZM198 95V94H197ZM210 95V94H209ZM241 95V94H240ZM73 96H74V94H73ZM72 96V97H73ZM145 96V95H144ZM242 96V95H241ZM29 96L27 95L26 96V98H28ZM71 97V98H72ZM151 97V96H150ZM150 97H148L147 96V99H148V101L150 100L149 98ZM154 97V96H153ZM152 97V98H153ZM159 97V96H158ZM210 97V96H209ZM69 98V97H68ZM71 98H69L70 100H72ZM152 98H151V100H152ZM164 98V96L161 98V99H163ZM236 98H237V96H236ZM235 98V99H236ZM144 99H146V96H145V98ZM146 99V100H147ZM199 99V98H198ZM215 99H217L216 97H215ZM6 100H9V99H6ZM67 100V99H66ZM150 100V101H151ZM154 100H156V99H154ZM211 100H213V99H211ZM17 101H19V102H17ZM23 101V100H22ZM69 101V100H68ZM145 100H143L142 99V103L144 102ZM147 101V102H148ZM149 101V102H150ZM236 101V100H235ZM151 102H153V101H151ZM156 102V101H155ZM200 102V101H199ZM154 103V102H153ZM210 103H214V101L213 102H210ZM18 104V107H16V108H18L19 109V105ZM144 104H146L147 105V103H145L144 102ZM149 104V103H148ZM204 104H202L203 106H206V105H204ZM215 104V103H214ZM216 104H217V102H216ZM3 105L5 106L4 107V109H3ZM150 105V104H149ZM155 105V104H154ZM154 105H150L152 108H154ZM158 105H159V102H158ZM164 105V104H163ZM17 106V105H16ZM148 106V105H147ZM150 106H149V109L151 110L152 108H150ZM160 106V105H159ZM158 106V107H159ZM208 106L210 107V105L208 104ZM212 106V105H211ZM214 106H216V105H214ZM214 106H212L213 108H208L210 111L211 110H214V109H216V107H214ZM231 106V105H230ZM21 107V106H20ZM157 107V106H156ZM161 107V106H160ZM207 107V106H206ZM218 107V106H217ZM233 107H235V106H233ZM9 108V107H8ZM15 108V109H16ZM221 108V107H220ZM228 108H230V107H228ZM228 108H225V110H227ZM3 109V110H2ZM18 109H16V110H18ZM157 108H155V110H156ZM232 109H234V108H232ZM21 110H22V108H21ZM228 110H231V108L230 109H228ZM227 110V111H228ZM8 111V110H7ZM209 111V112H210ZM217 111V110H216ZM224 112V109H221V112ZM18 112V111H17ZM211 112H213V111H211ZM210 112V114H212ZM215 112V111H214ZM3 113V114H2ZM226 113V112H225ZM228 113V112H227ZM227 113L225 114V115H227ZM241 113V112H240ZM19 114H20V110H19ZM214 114V113H213ZM216 114H219L218 113V111H217V113L215 112V116L214 117H216ZM222 114H224V113H221V115ZM16 115H17V113H16ZM220 115V116H221ZM225 115H222V116H224V118L226 119V118H229V117H225ZM229 115V114H228ZM230 116V115H229ZM18 117H19V115H18ZM210 117V116H209ZM212 117V116H211ZM218 118V117H217ZM220 118V117H219ZM222 118V117H221ZM220 118V119H221ZM16 119V120H15ZM135 119H136V117H135ZM214 120H216V118H213ZM232 119V118H231ZM222 120V119H221ZM227 120V119H226ZM226 120H222V121H226ZM3 121L1 120V122L0 123H2L3 124ZM138 121V120H137ZM141 120H139V122H140ZM144 121V120H143ZM152 121V123L155 121V119H154V121L153 120H151ZM161 121V123H162V120H160ZM220 121V120H219ZM222 121H220V122H222ZM230 121L231 120H229V122L228 123H230ZM142 122V121H141ZM140 122V123H141ZM158 122V121H157ZM227 122V121H226ZM142 123H145V122H142ZM141 123V124H142ZM159 123V122H158ZM215 123H216V121H215ZM153 124H156V127H158V125H157V123H153ZM160 124V123H159ZM7 125H9V124H7ZM5 126V124H4V126L5 127H8V126ZM12 125V124H11ZM12 125V126H13ZM15 126V125H14ZM139 127H141L140 125H138ZM138 126H137V128H138ZM151 126H154V128H155V125H151ZM160 126V125H159ZM230 126V125H229ZM16 127V126H15ZM1 128H3V125H2V127ZM14 128V127H13ZM13 128H11L10 127V129H12V131H13ZM154 128H152V129H154ZM19 129V128H18ZM17 129V130H18ZM157 129H159V127L157 128ZM7 130H9V129H7ZM15 130V129H14ZM16 130V131H17ZM139 130H140V128H139ZM145 130V129H144ZM148 130V129H147ZM146 130V131H147ZM156 130V129H155ZM160 130V129H159ZM231 130V129H230ZM118 131V130H117ZM141 131H143V130H141ZM144 132L143 131V133L145 134V133H150V131L148 130L147 132ZM153 133H154V135L156 134V135H158V133H160L161 131H157L158 133H156V132H154V130H151ZM72 132V131H71ZM116 132V131H115ZM139 133H141L140 131H138ZM151 132V133H152ZM213 132V131H212ZM226 132V131H225ZM66 134H69L68 132H65ZM112 133H114V131L112 132ZM147 133V134H148ZM151 133H150V137L153 135V133H152V135H151ZM211 133V132H210ZM214 133V132H213ZM217 133V132H216ZM222 133V132H221ZM221 133H219L218 132V134L217 135H219L220 137L219 138H221L222 136H224V135H226V133L225 134H221ZM227 135H229V131H227ZM30 134V133H29ZM37 134V133H36ZM60 134V133H59ZM62 135L64 134V133H61ZM74 134H76V133H74ZM73 134V135H74ZM78 134V133H77ZM76 134V135H77ZM115 134V133H114ZM116 134L118 135V137H119V134L116 132ZM133 134V133H132ZM142 134V133H141ZM143 134V136H145ZM161 134V133H160ZM159 134V135H160ZM2 135V134H1ZM5 135H7V134H5ZM38 135V134H37ZM69 135H71V134H69ZM72 135V136H73ZM75 135V136H76ZM79 135V134H78ZM110 135V134H109ZM112 135V134H111ZM117 135L115 136L116 138H118L117 137ZM135 135V134H134ZM158 135V136H159ZM227 135H226V137H227ZM31 136H33V135H31ZM54 136H55V139H56V136H57V134L55 135L54 134ZM64 136V135H63ZM63 136H61L60 135V139H61V137L63 138ZM99 136V135H98ZM97 136V137H98ZM114 136V135H113ZM131 136V135H130ZM141 136V135H140ZM158 136H156V137H158ZM209 136V135H208ZM207 136V137H208ZM212 136V135H211ZM215 136V135H214ZM213 136V137H214ZM16 137V136H15ZM34 137H36V136H34ZM40 137H42V136H37V138H40ZM47 137H48V135H47ZM49 137H51V136H49ZM47 138L48 139V141H50L49 139H51V138ZM65 138H66V135L64 136ZM70 138H71V136H69ZM79 137V136H78ZM77 137V139H79ZM97 137H95V138H97ZM103 137V136H102ZM129 137V136H128ZM136 138H138V139H140L139 137H137V135L135 136ZM134 137V138H135ZM146 137V136H145ZM144 137V138H145ZM156 137H151L150 139L152 140L153 138L155 139ZM160 137V136H159ZM215 137H217V136H215ZM225 137V136H224ZM224 137H222V139L224 138ZM226 137H225V139H223L224 141H226V140H228V138L226 139ZM2 138V137H1ZM43 138H44V136H43ZM76 138V137H75ZM98 138H100V136L98 137ZM97 138V139H98ZM109 138V136H107L106 137V140H108V141H110V143L112 144V142H111V138L110 139H108ZM115 138V139H116ZM121 138V137H120ZM147 138V137H146ZM148 138H149V136H148ZM163 137H161V138H159L160 140L162 139ZM218 138V139H219ZM12 139V138H11ZM15 139V138H14ZM34 139V138H33ZM46 139V138H45ZM68 139V138H67ZM66 139V140H67ZM77 139H75V140H77ZM94 139V138H93ZM101 139V138H100ZM208 139V138H207ZM209 139H213V138H210L209 137ZM215 140L214 141H217L216 139L217 138H214ZM231 139L232 138H230V140L229 141H231ZM35 140H36V138H35ZM44 140V139H43ZM42 140V141H43ZM68 140H70V139H68ZM95 140V139H94ZM102 140V139H101ZM103 140H105V138H103ZM121 140H122V138H121ZM141 140V139H140ZM145 140H147V139H145ZM156 140V139H155ZM198 140H199V138H198ZM197 139H193L192 140V137L190 138V141L187 143V146H186V150H184V152H187V149H188V147H189V150H191L192 151V154L194 153V154H196L195 153V151L197 152H200L201 151V149L204 147V146H207L206 148L207 149H205V148H203L204 150H206L207 152H208V155H209V153L210 152H212L213 154H214V152L213 151H210V150H214L213 148H215V147H212L213 146V144H212V146L210 145L209 146V144H206V143H208V142H212V141H207L206 139H204V142H205V144H204V146L202 147L201 146V148L199 147V141H198ZM206 140V141H205ZM1 141H3V140H1ZM13 141V140H12ZM53 141H54V139H53ZM56 141H57V139H56ZM56 141H54V142H56ZM71 142H69V144L71 145L72 144V141L73 140H70ZM97 141H99L100 142V140H97ZM107 141V142H108ZM118 141H119V139H118ZM141 141H143V140H141ZM148 141H150V140H148ZM153 141V140H152ZM157 141V140H156ZM159 141V140H158ZM175 141V140H174ZM219 141V142H218ZM217 141V143H220V142H223V141H220V140H218ZM228 141V142H229ZM6 142V141H5ZM96 142V141H95ZM120 142V141H119ZM233 142V141H232ZM232 142H231V144H232ZM236 142V141H235ZM7 143V142H6ZM16 143V142H15ZM39 143V142H38ZM45 143V142H44ZM43 143V144H44ZM57 143V142H56ZM62 145H63V143L64 142H60ZM146 143H148L147 141H146ZM150 143V142H149ZM157 142H155V144H154V146L155 145H157L156 144ZM227 143V142H226ZM261 143V142H260ZM3 144V142H1V145ZM5 144V143H4ZM42 144V143H41ZM55 143H53L52 144V146L54 145ZM74 144V143H73ZM111 144H109L108 146H111ZM114 144L115 143H113V150L111 149V151L112 152H107V150H108V148H104L103 146L101 147L100 145H101V143H99L98 144V146H100L101 148H99L98 149V147H97V150L99 151V152H101V149L102 148H104V149H107L106 151L104 150V151H102V153L104 152H107V153H105V156L104 155H102L103 157H105L104 158V160H103V162L101 163V159H103V158H100V159H98L100 162H98V160L97 161H94V157H95V155H94V157H92L93 159H92V161H94V163L95 162H98V164L99 163H101V165H98V167H96L95 169H93L96 165H97V163H96V165L95 166H93V171H92V173H88L87 171L89 170V168L92 166V164H90V167H89V164H87L88 165V167L86 168V174L88 173V174H91L90 176H88V178H89V182L90 183H88V182H86V183H88V184H90L89 185V187H90V189L89 190H86V191H88V195H89V199H90V201L91 200H94V201H96L97 203H95L96 205L98 204V202H99V200L101 201V202H103V203H101V204H103V205H108V204H112V206L113 207H115V208H119V205H118V201H119V198L117 197V195H115L116 194V190L114 191V186H116L115 185V179H114V174H115V171H116V169H115V165L113 164V163H115V162H111L112 161V159H113V156H117L118 155V157H119V151H120V144H118V142H117V148H119V149H117L115 146H114ZM151 144L152 143H150V146H151ZM221 144V143H220ZM219 144V145H220ZM228 144V143H227ZM229 144H230V142H229ZM230 144V145H231ZM46 145L48 146V144L46 143ZM45 145V146H46ZM49 145H51V144H49ZM56 146L58 145V143L57 144H55ZM61 145V146H62ZM65 145H66V142H65ZM65 145H63V148H65ZM103 145V144H102ZM105 145H107V144H105ZM149 145V144H148ZM148 145H146V146H148ZM185 145V144H184ZM201 145V144H200ZM222 145V144H221ZM39 146V145H38ZM95 146H97V143H96V145ZM149 146V149H151V147L153 146H151L150 147ZM214 146H217V144H216V142L214 143ZM223 146V145H222ZM222 146H218V147H222ZM225 146V145H224ZM223 146V147H224ZM225 146V147H226ZM257 146V145H256ZM263 145L261 144L260 145V148L262 147ZM40 147H42L43 148V145H41V146H39V148ZM50 146H48V147H46L44 150H46L47 148H49ZM55 147V146H54ZM71 147V146H70ZM75 148V146H72V148ZM106 147V146H105ZM114 147L118 150V152H117V150H115L114 151ZM123 147V146H122ZM121 147V148H122ZM136 147H138V146H136ZM222 147V148H223ZM258 147H259V145H258ZM51 148V147H50ZM58 148V147H57ZM110 148H112V147H110ZM134 148H135V146H134ZM221 148V149H222ZM250 148H253V147H251L250 146ZM264 148V147H263ZM41 149V148H40ZM59 149V148H58ZM67 149H69V148H67ZM127 149V152L125 151L124 152V147H123V154H126V153H128V155H129V152H128V148H126ZM138 149V148H137ZM142 150L143 149H145V146H144V148H141ZM153 149H157L156 147L155 148H153ZM223 149H226V148H223ZM42 150V149H41ZM48 151H47V153L49 152V154L51 153V151L49 150V149H47ZM55 150V149H54ZM57 150V149H56ZM65 150V149H64ZM75 150V149H74ZM74 150H71V153H72V151H74ZM103 150V149H102ZM121 150V151H122ZM134 150V149H133ZM138 150H140V149H138ZM142 150H140V151H137L136 150V152H139L140 153V156H142V155H145V151H144V154H141L142 152ZM154 150V151H155ZM252 150V149H251ZM254 150V149H253ZM255 150H257V149H255ZM259 150H261V149H259ZM258 150V151H259ZM59 151H62V150H60L59 149ZM59 151H52V153H51V155H49L48 157H46V155H45V157L48 159H46V161L48 162L49 161V163L48 164H50L51 162L52 163H59V164H55V166L54 167H56L57 166V168H58V165H60V164H64V163H69V160L67 161V162H65L64 161V157H65V155L66 154H64L63 152H59ZM70 151V150H69ZM68 151V153L70 154L69 156H71L72 154L70 153ZM113 151L114 152H117V153H113ZM120 151V154L122 153ZM135 151V150H134ZM134 151H132L133 153H135V155H137L136 154V152H134ZM152 151V150H151ZM194 151V152H193ZM206 151H205V153H206ZM250 151V150H249ZM75 152V151H74ZM99 152H97L96 151V153L97 154H99V155H101ZM131 152V153H132ZM190 152V151H189ZM189 152H187V153H189ZM216 152V151H215ZM227 152H224V154L225 153H227ZM252 152V151H251ZM17 153V152H16ZM42 154H43V152H41ZM40 153V154H41ZM46 153V154H47ZM67 153V152H66ZM76 153V152H75ZM93 153H94V149H93ZM95 153V154H96ZM138 153V154H139ZM147 153H150V151L148 152L147 151ZM152 153H155L156 154V152H151V154H149V155H152ZM204 153V154H205ZM256 153V152H255ZM45 154V153H44ZM91 154V153H90ZM89 154V155H90ZM122 154V156H126V155H123ZM174 154H175V152H174ZM190 154V153H189ZM203 154V155H204ZM217 154V153H216ZM88 155V156H89ZM91 155H93V154H91ZM127 155V156H128ZM133 155V154H132ZM148 155V156H149ZM173 155V154H172ZM182 155L184 156V155H188V154H185V153H182ZM211 155V154H210ZM209 155V156H210ZM221 155H223V153L221 154ZM228 155V154H227ZM226 155V156H227ZM228 155V159L230 160V157L231 156H229ZM259 155V154H258ZM15 156H16V154H15ZM15 156H13V157H15ZM108 156H112V159L110 160V162H109V160L107 159L108 158ZM116 156H115V158H116ZM122 156H121V158H122ZM139 156V155H138ZM146 156V155H145ZM144 156V157H145ZM175 156H177V154L175 155ZM175 156H172V157H174V160H173V158L172 159H169V160H167V159H165V160H167V162L169 163L171 160V162H173V164L175 163H177V162H174V161H179V159L177 158L176 160H175ZM205 156H207V153L204 155V157ZM214 157V158H216V155L214 156V155H211V157ZM217 156H219V155H217ZM260 156V155H259ZM262 156V155H261ZM17 157V156H16ZM40 157V156H39ZM97 157H98V155H97ZM100 157V156H99ZM130 157V156H129ZM133 157H134V155H133ZM144 157L142 156V158H143V160H144ZM212 157V158H213ZM225 157V156H224ZM255 157H256V155H255ZM41 158V157H40ZM39 158V159H40ZM96 158V157H95ZM124 158V157H123ZM127 160L129 159L128 157H125ZM132 158V157H131ZM130 158V159H131ZM146 158V157H145ZM179 158H180V156H179ZM218 158V157H217ZM220 158H222V156L220 157ZM259 158V157H258ZM15 159V158H14ZM66 159V158H65ZM69 159H70V157H69ZM107 159V161L108 162H104L105 160ZM133 159V158H132ZM136 159H138V157H136ZM146 159H148V158H146ZM198 159H200V158H198ZM223 160L225 159V158H222ZM227 159V160H228ZM232 159V158H231ZM253 159H255V158H253ZM42 160V159H41ZM96 160V159H95ZM116 160V159H115ZM119 160V159H118ZM123 160H125V159H123ZM139 160L140 161H142V159H138V161L137 160H131L132 162L133 161H137V163H139ZM165 160H164V162H165ZM201 160V159H200ZM201 160V161H202ZM220 160V159H219ZM234 160V159H233ZM232 160V161H233ZM64 161V162H63ZM117 161V160H116ZM121 161H122V159H121ZM126 161V160H125ZM146 160H144V162H145ZM163 160H161V162H162ZM215 161V162H214ZM225 161H226V159H225ZM72 162H74V160L72 161ZM75 162H77V161H75ZM90 162V161H89ZM129 162H130V160H129ZM143 162V161H142ZM143 162V163H144ZM147 162V161H146ZM146 162L144 163V164H146ZM160 162V163H161ZM166 162V163H167ZM191 162V163H192ZM51 163V164H52ZM118 163V162H117ZM117 163H115V164H117ZM134 163H136V162H133V164ZM141 164V162H140V166H144V164ZM163 163V162H162ZM168 163H167V166H169L168 165ZM210 163V164H209ZM231 163V164H230ZM257 163V168H253L254 167V165ZM0 164H3L2 163V161L0 160ZM71 164V163H70ZM78 164V163H77ZM77 164L75 163V166H77ZM80 164V163H79ZM120 164H122L120 161H119V165ZM9 165V164H8ZM94 165V164H93ZM130 165V167H132L131 166V164H129ZM139 165V164H138ZM164 165V166H163ZM197 165V166H198ZM65 166H68V164L67 165H65ZM70 166H72V165H70ZM69 166V167H70ZM79 166V165H78ZM135 166V165H134ZM137 166V165H136ZM162 166L163 167H166V164L164 163V164H162ZM171 166H174V165H171ZM218 166V167H219ZM249 166V167H248ZM1 167V166H0ZM6 167V166H5ZM8 167V166H7ZM29 167V168H28ZM28 167H27V171L29 170V169H40L41 171L42 170H45L47 173L48 172H51V168L53 167V165H49V166H46L45 164L43 165V164H41V163H38V162H34V163H28ZM53 167V168H54ZM69 167H67L66 169H69ZM73 167V166H72ZM71 167V168H72ZM120 167V166H119ZM119 167H117V168H119ZM200 167H198V168H200ZM256 167V166H255ZM2 168H4L3 166H2ZM2 168H0V170L2 169ZM23 168H25V167H23ZM57 168L55 169V170H57ZM138 168L140 169V167L138 166ZM138 168H136L137 170H138ZM169 168L170 167H168V168H166V169H168L169 170ZM174 168V167H173ZM203 168V167H202ZM63 168H62V166H61V170H62ZM74 169H76V167H74ZM74 169H69V170H71V172H72V170H73V172H74ZM78 169H80V168H78ZM82 169V168H81ZM80 169V170H81ZM131 169H133V167L131 168ZM130 169V170H131ZM136 169H134L133 170V172L136 170ZM5 170V169H4ZM24 170V172H26L25 171V169H23ZM22 170V171H23ZM68 170V171H69ZM118 170V169H117ZM137 170H136V172H137ZM21 171V170H20ZM19 172V171H17L18 173L16 174V175H14L13 177L14 178H12L14 181L12 182L13 184H17V185H20L24 180H25V173H23V172ZM31 171V170H30ZM45 171H44V173H45ZM58 171H60V170H58ZM68 171H66V172H68ZM82 171V170H81ZM81 171H78V172H81ZM91 171V170H90ZM140 171V170H139ZM170 171V170H169ZM5 172H6V170H5ZM53 172V171H52ZM62 172H64V171H62ZM62 172H57V173H62ZM66 172H64V173H66ZM71 172H70V175H71ZM72 172V173H73ZM130 172V171H129ZM132 171H131V173H133ZM160 172V171H159ZM171 172V171H170ZM174 172V170L172 171V173ZM63 173V174H64ZM75 173V172H74ZM119 172H117L116 173V175L118 174ZM161 173V172H160ZM160 173H158V174H156L157 176L160 174ZM200 173L201 174H204V173H202V170L200 171ZM254 173L256 174L257 172L256 171H254ZM4 174V173H3ZM6 174V173H5ZM79 174V173H78ZM77 174V175H78ZM83 174V173H82ZM133 174H135V175H138V174H136V173H133ZM163 174V180H165L166 181V179L164 178L165 177V175H164V173H162ZM162 174H160V175H162ZM171 174V173H170ZM217 174V173H216ZM255 174H254V177H255ZM65 175V174H64ZM66 175H67V173H66ZM75 175H76V173H75ZM80 175V174H79ZM84 175V174H83ZM119 175V174H118ZM218 175H216V176H218ZM253 172H252V174L249 176V177H252L253 178ZM69 176V175H68ZM67 176V178H68V180H69V177ZM81 176V175H80ZM129 176V175H128ZM130 176H132V175H130ZM134 176V175H133ZM156 176V177H157ZM170 176V175H169ZM5 177V176H4ZM7 177V176H6ZM9 177V176H8ZM66 177V176H65ZM65 177H63L62 176V178L63 179H65ZM155 177V178H156ZM159 177V176H158ZM157 177V178H158ZM162 177H159L160 178V180H161V178ZM167 177V176H166ZM72 178V177H71ZM75 178V177H74ZM85 178H87L86 176H85ZM85 178H84V180H85ZM123 178V177H122ZM128 178H131V177H128ZM127 178V179H128ZM132 178H134V177H132ZM156 178V179H157ZM158 178V179H159ZM170 178V177H169ZM9 179H11V177H9ZM61 179V178H60ZM124 179L125 178H123V180L122 179H120V180H122L123 182H125V181H127V180H125L124 181ZM157 179V180H158ZM4 180V178L0 175V183L2 182ZM73 180V179H72ZM75 180V179H74ZM73 180V181H74ZM77 180V184H78V182L80 183V184H82V182L84 181H81V178L79 179H76ZM81 182H80V181ZM131 180H133V179H131ZM131 180H128V181H131ZM135 180H137V177L135 178ZM157 180H155V181H157ZM4 181H8V179L7 180H4ZM10 181V180H9ZM65 181V180H64ZM86 181V180H85ZM159 181V180H158ZM204 181V180H203ZM206 181V180H205ZM11 182V181H10ZM66 182H67V180H66ZM72 182V181H71ZM167 182H169V180L167 181ZM69 183V182H68ZM74 183H75V181H74ZM117 185H119V182L117 181ZM130 183V182H129ZM154 183H156V182H154ZM158 183V182H157ZM160 183V182H159ZM159 183H158V185H159ZM163 183V182H162ZM170 183V182H169ZM250 183V182H249ZM69 184H72V183H69ZM76 184V185H77ZM127 184H128V182H127ZM126 184V185H127ZM168 184V183H167ZM171 184H172V182H171ZM248 184V183H247ZM73 185V186H72ZM71 186L72 187H75L74 186V184H72ZM79 185V184H78ZM83 185V184H82ZM82 185H81V187H82ZM84 185H86V184H84ZM84 185H83V187L82 188H84ZM121 185H124V183H122ZM129 185V184H128ZM135 185H136V182H135V184H133V186L135 187ZM154 186L156 185V184H153ZM164 185V184H163ZM169 185V184H168ZM207 185V184H206ZM210 185H207V187L209 188V186ZM130 186H131V183H130ZM160 186H162V184H160ZM165 186L167 187V185H166V183H165ZM164 186V187H165ZM172 186H173V184H172ZM171 186V187H172ZM119 187V186H118ZM121 187H123V186H121ZM121 187H119V188H121ZM125 187V186H124ZM153 187V186H152ZM156 187V186H155ZM166 187L165 188H163V189H166ZM168 187H170V186H168ZM170 187V188H171ZM252 187V186H251ZM250 187V188H251ZM81 188V189H82ZM117 188V187H116ZM131 188H132V186H131ZM156 188H158L159 189V191L161 192V191H164V192H166L167 193V195H168V193H169V190H172V188L171 189H167V191H165V190H160V189H162V187L160 188V187H156ZM155 188V189H156ZM235 188H233V191H234V189ZM264 188V187H263ZM84 189H86V188H84ZM88 189V188H87ZM128 189V191L129 190H131L132 191V189H130V188H127ZM154 189V188H153ZM154 189V191H156ZM229 189V188H228ZM77 190V189H76ZM80 190V189H79ZM118 190V189H117ZM210 190V189H209ZM223 190H222V192H223ZM242 190V189H241ZM248 190H249V188H248ZM250 190H252V189H250ZM81 191V190H80ZM85 191V190H84ZM226 191H227V189H226ZM243 191V190H242ZM241 191V194L243 193ZM245 191H247V190H245ZM73 192V191H72ZM114 192H115V194H114ZM159 192V193H160ZM164 192H161L162 194L164 193ZM207 192H211V191H207ZM207 192H206V194H207ZM219 192V191H218ZM221 192V193H222ZM256 192V191H255ZM75 193V192H74ZM208 193V194H209ZM220 192H219V194L220 195H222ZM224 193L225 192H223V195H224ZM239 193V192H238ZM238 193H237V195H238ZM245 193V192H244ZM250 193V192H249ZM165 194V193H164ZM207 194V195H208ZM216 194V193H215ZM226 194V193H225ZM70 195V194H69ZM72 195L73 196H75V194H73L72 193ZM206 195V196H207ZM211 195H213V194H211ZM256 195H257V193H256ZM73 196H72V198H73ZM78 196V195H77ZM83 196H84V198L86 199V196L84 195V194H82V199H84L83 198ZM214 196V195H213ZM215 196H217V195H215ZM65 197H66V195H65ZM130 197V196H129ZM210 195L208 196V199H209V201H207V202H204L203 204H202V206L198 209V214H199V217H198V223L196 224V229L193 227V226H195V225H193L192 227L191 226H189V225H186V224H180V222H177V221H173V222H171L170 223V225H168V223H166V224H162V221H161V219H160V216H159V213L158 212H156L154 209H151L150 211H149V209L151 208V206L150 205H152V203L149 205V209H145V208H147L146 206H147V204L149 203V202H151V201H147L146 203L147 204H142L143 206H145V210H147V211H145L144 210V215L143 216H148V218L149 219H153V221H155V222H157L158 223V225H161L162 227H164L165 229H164V231H163V233H162V239H161V246H162V248H164V249H167V250H171V251H173V252H179V253H181V254H185V255H187L188 256V261H187V263L186 264H196V260L198 259V256H199V251H198V249H197V245L196 244H194L192 241H189L188 239H187V232L190 230L188 227H191L192 228V230L194 229V230H197V232L199 233V234H208V233H211V232H216V230H217V225L216 224H218V222H216V224L214 223L217 219H215V220H213L214 222H212L211 223V221H210V218L211 217H213V216H219V217H221V216H225V215H227V217H229L228 219H230V221L231 222H233L232 224H234V221L237 219V216H238V214H239V212H238V210H239V207H240V203H239V199H237V200H231V198H228V200H231V201H229L228 202V204L227 205H225V206H221L220 205V203H218V201H210ZM224 197V196H223ZM222 197V198H223ZM70 198H71V195H70ZM71 198V200L73 201V199ZM78 198V197H77ZM207 198V197H206ZM205 198V199H206ZM219 198H220V196H219ZM64 199H68V198H64ZM79 199V198H78ZM82 199H81V201H79V200H75V201H79L80 203L82 202L83 203V201H82ZM88 199V200H89ZM136 199V198H135ZM218 199V198H217ZM216 199V200H217ZM225 199V197L223 198V200ZM207 200V199H206ZM213 200H215V199H213ZM227 199L225 200V201H223L224 203L226 202V201H228ZM89 201V202H90ZM130 201H132V199L130 200ZM130 201L128 202V210H131L132 209V207H131V203H130ZM135 201V200H134ZM241 201V200H240ZM65 202H67V200H65ZM71 202V201H70ZM74 202V201H73ZM73 202H71V203H73ZM86 202H87V200H86ZM88 202V203H89ZM91 202H93V201H91ZM90 202V203H91ZM133 202V201H132ZM222 202V203H223ZM241 202H243V200L241 201ZM70 203V204H71ZM77 204H78V202H76ZM79 203V204H80ZM81 203V204H82ZM84 203H85V201H84ZM89 203V204H90ZM93 203V204H94ZM140 203V202H139ZM145 203V202H144ZM227 203V202H226ZM254 203V202H253ZM78 204V205H79ZM100 204V203H99ZM136 204V203H135ZM141 204V203H140ZM139 204V205H140ZM243 204H245V203H243ZM71 205H73V204H71ZM70 205V206H71ZM75 205V204H74ZM84 205V204H83ZM82 205V206H83ZM86 205V204H85ZM84 205V206H85ZM88 205V204H87ZM86 205V206H87ZM102 205V206H103ZM141 205V207H143ZM154 206H156L155 207V209L157 208V206H158V204L157 205H155V204H153ZM248 205V204H247ZM246 205V206H247ZM84 206H83V208H84ZM89 206H91V205H89ZM89 206H87V213H89L88 212V210H89ZM97 206H99V205H97ZM110 206V205H109ZM112 206H110V207H112ZM137 206H138V204H137ZM72 207V206H71ZM81 207V206H80ZM79 207V208H80ZM153 207V206H152ZM244 207V206H243ZM249 207V206H248ZM248 207H247V209H248ZM73 208V207H72ZM154 208V207H153ZM138 209V208H137ZM159 209V208H158ZM243 209H245V208H243ZM142 210H143V208H142ZM141 210V211H142ZM241 210H242V208H241ZM254 210V209H253ZM79 211V210H78ZM84 211H86V209L84 210ZM135 211V210H134ZM159 211V210H158ZM161 211H162V209H161ZM243 211V210H242ZM251 211V210H250ZM80 212V211H79ZM131 212H133V211H131ZM130 212V214L129 215H124L125 217H123L122 218V221H120L119 223L120 224H124L125 226H128L129 224H138L140 221H141V219L137 216V215H133V213H131ZM86 212H85V214H87ZM162 213H163V211H162ZM244 213V212H243ZM142 214H143V211H142ZM164 214V213H163ZM170 215H171V213H169ZM173 214V213H172ZM247 214V213H246ZM167 215H168V213H167ZM243 215H245V214H243ZM248 215V214H247ZM253 215V214H252ZM172 216V215H171ZM223 216V217H224ZM248 216H250V214L248 215ZM168 217H169V215H168ZM173 217V216H172ZM223 217L221 218V220L223 219ZM252 217V216H251ZM118 218H120V217H118ZM142 218V217H141ZM226 220H227V218H226V216L224 217ZM117 219V218H116ZM225 219H223V220H225ZM248 219V218H247ZM247 219H245V220H247ZM165 220V219H164ZM163 220V221H164ZM174 220H175V218H174ZM255 219L253 218V221H254ZM116 222H117V220H115ZM118 221H119V219H118ZM166 221V220H165ZM219 221V220H218ZM142 222H143V220H142ZM240 222H241V218H240ZM245 222H247V221H243L242 223H240L239 225H237V226H241V227H247L246 225H245ZM250 222H251V220H250ZM151 223V222H150ZM165 223V222H164ZM222 223V222H221ZM236 224L237 223H239L238 221H236L235 222ZM118 224V223H117ZM140 224V223H139ZM144 224H147V223H144ZM143 224V225H144ZM225 224V223H224ZM224 224H222L221 226L223 227V225ZM229 224V223H228ZM248 224V223H247ZM147 225H149V224H147ZM146 225V226H147ZM153 225V224H152ZM151 225V226H152ZM157 224H155V226H156ZM181 225H183L184 227H181ZM227 225V224H226ZM145 226V225H144ZM145 226V227H146ZM154 226V225H153ZM154 226V227H155ZM220 226V227H221ZM228 226V225H227ZM235 226V225H234ZM157 227H159V226H157ZM147 229H150L149 228V226L148 227H146ZM223 228H227V227H223ZM223 228H220L221 230L223 229ZM232 228V227H231ZM155 229V228H154ZM159 229V228H158ZM163 229V228H162ZM219 229V228H218ZM220 229H219V232H220ZM228 229H230L229 227H228ZM235 229V228H234ZM157 230V229H156ZM157 231H159V230H157ZM185 231V232H184ZM218 231V230H217ZM106 233V232H105ZM244 234L245 235H247V233H245L244 232ZM250 246V245H249ZM249 246H248V248H249ZM247 248V249H248ZM226 250V247H221V248H219V249H216V251H218L217 253L219 254V253H224V252H226L225 251ZM250 250H252L251 248H250ZM207 253H210V251L209 250H205L204 251V257L206 256V254ZM212 253H213V251H212ZM249 253V252H248ZM211 254V253H210ZM212 255V254H211ZM211 255H207L206 256V258L209 256H211ZM215 255H216V253H215ZM223 255V254H222ZM249 255V254H248ZM212 256H214V253H213V255ZM218 256V255H217ZM205 259V258H204Z\"/></svg>","mask_w":264,"mask_h":264},{"label":"crops","instance_id":"3","mask_svg":"<svg viewBox=\"0 0 264 264\" xmlns=\"http://www.w3.org/2000/svg\"><path fill=\"white\" fill-rule=\"evenodd\" d=\"M24 198L28 201L0 225V264H115L82 251V244L98 235L95 228L75 222L62 214L65 211L37 204L31 193ZM111 235L123 238L129 249V256L119 264H178L143 230ZM210 264H264V240L236 241Z\"/></svg>","mask_w":264,"mask_h":264},{"label":"built area","instance_id":"4","mask_svg":"<svg viewBox=\"0 0 264 264\" xmlns=\"http://www.w3.org/2000/svg\"><path fill=\"white\" fill-rule=\"evenodd\" d=\"M239 238L248 244L261 241L257 240L258 237H248V234ZM81 249L95 258L105 259L115 264L123 262L129 256V249L123 238L111 234L97 235L84 242Z\"/></svg>","mask_w":264,"mask_h":264}]
</instances>
